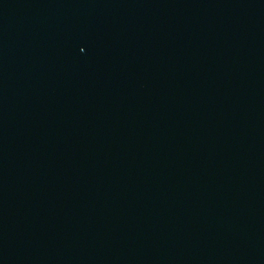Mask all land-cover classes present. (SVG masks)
I'll use <instances>...</instances> for the list:
<instances>
[{
    "label": "water",
    "instance_id": "water-1",
    "mask_svg": "<svg viewBox=\"0 0 264 264\" xmlns=\"http://www.w3.org/2000/svg\"><path fill=\"white\" fill-rule=\"evenodd\" d=\"M0 264H264V0H0Z\"/></svg>",
    "mask_w": 264,
    "mask_h": 264
}]
</instances>
